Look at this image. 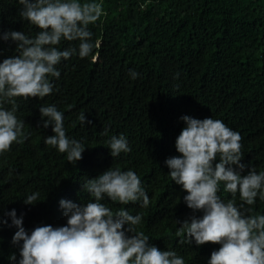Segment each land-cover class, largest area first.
Here are the masks:
<instances>
[{
	"label": "trees",
	"instance_id": "obj_1",
	"mask_svg": "<svg viewBox=\"0 0 264 264\" xmlns=\"http://www.w3.org/2000/svg\"><path fill=\"white\" fill-rule=\"evenodd\" d=\"M102 3L104 14L89 25L93 41H99L93 54L57 65L61 77L52 78L51 95L17 98V116L25 121L27 138L0 154V215L16 209L28 230L41 224L64 225L61 199L83 203L90 194L81 187L87 179L109 167L132 169L150 205L112 201L113 211L142 213L137 228L150 241L176 251L186 264H207L219 245L181 243L177 221L202 212L193 213L183 202L186 193L171 180L164 161L178 155L175 138L184 126L183 115L212 117L240 133L242 162L264 171V0ZM20 8L18 0H0V34L14 30L36 35L38 29L22 20ZM78 43L64 40L58 47ZM15 48L12 41L0 39V62L15 55ZM130 70L139 77L133 80ZM50 104L64 113L67 135L85 145L78 163L44 143L53 133L51 126L43 127L39 107ZM81 112L91 123L79 121ZM120 134L128 138L131 152L112 157L107 141ZM33 192L40 194L37 204L25 205ZM218 195L232 199L223 183ZM236 199L240 203L238 193ZM246 207L264 214V201L258 198ZM15 231L0 228V264H10L13 252L18 255L11 243Z\"/></svg>",
	"mask_w": 264,
	"mask_h": 264
},
{
	"label": "clouds",
	"instance_id": "obj_2",
	"mask_svg": "<svg viewBox=\"0 0 264 264\" xmlns=\"http://www.w3.org/2000/svg\"><path fill=\"white\" fill-rule=\"evenodd\" d=\"M18 3L22 20L38 31L35 36L14 30L0 34V39L16 45V54L0 62V154L27 138L25 121L17 116V98L51 95L55 88L52 78L61 77L57 65L73 56L83 59L93 54L99 41H93L89 25L104 14L102 0ZM64 40L79 43L61 50L58 46ZM129 75L135 80L140 74L130 70ZM39 112L43 127L51 126L53 133L44 143L66 154L70 163L82 160L85 145L67 135L64 113L55 104L41 106ZM78 119L82 124L91 123L84 112ZM181 120L184 126L175 138L178 155L164 163L171 180L186 193V206L193 213L202 212L177 221V234L184 238L181 243L197 247L218 244L207 264H264V214L246 207L254 205L257 198L264 201V171L257 172L242 162L241 135L222 120L190 115ZM104 135H108L107 130ZM107 143L112 157L131 152L124 134L110 136ZM221 183L232 199L226 201L218 195ZM81 187L90 193L83 203L59 201L64 225L41 224L28 230L24 215L18 216L16 209L0 215V228L16 229L11 243L18 255L13 252L8 256L10 264H186L176 251L162 250L144 231H138L142 213L133 215L125 208L113 211L112 201L138 203L142 208L150 205L148 192L134 170L109 167ZM39 195H27L24 204L35 206Z\"/></svg>",
	"mask_w": 264,
	"mask_h": 264
},
{
	"label": "bare ground",
	"instance_id": "obj_3",
	"mask_svg": "<svg viewBox=\"0 0 264 264\" xmlns=\"http://www.w3.org/2000/svg\"><path fill=\"white\" fill-rule=\"evenodd\" d=\"M151 242H152V241H151ZM155 242H156V241H155ZM155 242H152V243H154V244H155L156 246H158L159 248H164V247L162 246L163 244H160V245H159V244H157V243H155Z\"/></svg>",
	"mask_w": 264,
	"mask_h": 264
}]
</instances>
